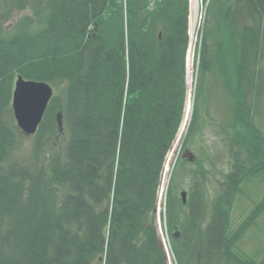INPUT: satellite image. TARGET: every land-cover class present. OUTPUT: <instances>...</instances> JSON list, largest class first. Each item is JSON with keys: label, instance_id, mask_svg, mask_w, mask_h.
<instances>
[{"label": "trees", "instance_id": "1", "mask_svg": "<svg viewBox=\"0 0 264 264\" xmlns=\"http://www.w3.org/2000/svg\"><path fill=\"white\" fill-rule=\"evenodd\" d=\"M148 5L0 0V264H170L156 209L186 106L190 0ZM198 58L188 135L202 127L199 102L217 69L239 157L224 189L211 197L203 174L185 203L176 170L166 204L172 252L177 264H264L242 259L229 229L240 183L264 171V133L255 122L264 93V0H209ZM18 74L55 89L25 160L16 152L27 135L11 106ZM258 205L242 231L264 199Z\"/></svg>", "mask_w": 264, "mask_h": 264}, {"label": "rangeland", "instance_id": "2", "mask_svg": "<svg viewBox=\"0 0 264 264\" xmlns=\"http://www.w3.org/2000/svg\"><path fill=\"white\" fill-rule=\"evenodd\" d=\"M126 6L127 0H123ZM209 0H199L198 6L190 0V17H189V43L191 35V23H195V43H194V62L192 67L191 77V106L188 114V119L184 124V128L181 127L177 133L174 143L167 154L163 180L158 190V200L156 209V224L161 239L163 230L165 231L166 240L165 243L168 256L170 257V264H177L174 254L171 248V242L168 232V224L166 219V204L168 199V192L174 173L178 169V191L181 196L183 190L191 191V184L194 181H201L205 179L206 188L208 194L213 197L216 192H220L224 187L225 175L234 169L236 161L239 157L237 147V141L234 140L232 133L228 132L229 126H231V101L229 93L224 87L222 78L214 69L208 77V90L203 95V99L199 102V116L202 122V127L195 134L196 136L190 138L188 135L191 120L194 113L196 100V93L199 85V58L198 52L200 47L201 29L207 15V6ZM31 10L23 9L17 10L10 19H20L24 14L29 13ZM8 24L3 25L6 28ZM189 48V45H188ZM188 52V49H187ZM264 67V61H262ZM15 80L13 82V89L15 88ZM189 84L187 80V94ZM13 93V91H12ZM187 101V99H186ZM186 105V104H185ZM184 117V116H183ZM255 122L259 131L264 133V93L261 95V101L259 105V112L255 117ZM183 123V120H182ZM181 123V126H182ZM230 124V125H229ZM201 126V125H200ZM260 132V133H261ZM34 138L32 136H23L16 156L20 159L29 158L32 152V144ZM234 143V145L232 144ZM231 151V152H230ZM187 153V155H185ZM190 155L194 158L191 159ZM187 160V163L184 161ZM196 160V161H195ZM181 161V165L180 162ZM182 162H184L182 164ZM240 162V161H239ZM187 164V169L184 167ZM193 170L194 172H190ZM197 172L195 176L193 175ZM204 179H202V175ZM224 189V188H223ZM264 199V171L255 175L249 176L243 182L240 183L237 193L234 197L233 206L231 208L230 216V235H236V241L233 245V250L242 259H254L256 261L261 260L264 257V210L255 219V221L247 226L246 230L242 231L243 223L246 221L249 215L254 216L257 208L256 206ZM259 206V205H258ZM239 234V235H238Z\"/></svg>", "mask_w": 264, "mask_h": 264}, {"label": "water", "instance_id": "3", "mask_svg": "<svg viewBox=\"0 0 264 264\" xmlns=\"http://www.w3.org/2000/svg\"><path fill=\"white\" fill-rule=\"evenodd\" d=\"M12 93V109L18 127L26 134L37 132L49 102L54 95V87L43 80L27 79L18 74ZM62 114H57L58 125L62 130ZM187 155V153L185 154ZM193 159L194 156L190 155ZM182 200L187 201V191L181 192Z\"/></svg>", "mask_w": 264, "mask_h": 264}, {"label": "bare ground", "instance_id": "4", "mask_svg": "<svg viewBox=\"0 0 264 264\" xmlns=\"http://www.w3.org/2000/svg\"><path fill=\"white\" fill-rule=\"evenodd\" d=\"M195 3V6H198L199 0H192ZM195 23L196 19L194 22L191 23V35H190V43H189V48L187 52V80L189 84V89H188V94H187V101H186V106H185V112H184V117H183V123L181 126V130L184 128V124L186 123L188 119V114L191 106V77H192V67H193V62H194V43H195ZM162 236L164 238L165 243L167 242L166 240V235L165 231L163 230Z\"/></svg>", "mask_w": 264, "mask_h": 264}, {"label": "built area", "instance_id": "5", "mask_svg": "<svg viewBox=\"0 0 264 264\" xmlns=\"http://www.w3.org/2000/svg\"><path fill=\"white\" fill-rule=\"evenodd\" d=\"M157 0H149V8H153Z\"/></svg>", "mask_w": 264, "mask_h": 264}]
</instances>
